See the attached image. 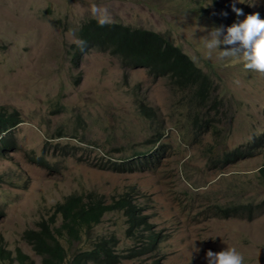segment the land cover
Masks as SVG:
<instances>
[{
    "label": "rangeland",
    "instance_id": "1",
    "mask_svg": "<svg viewBox=\"0 0 264 264\" xmlns=\"http://www.w3.org/2000/svg\"><path fill=\"white\" fill-rule=\"evenodd\" d=\"M230 3L0 0V106L20 110L24 120L16 131L18 149L0 158V245L14 254L20 248L42 264L23 234L48 218L58 202L72 193L94 192L111 200L129 192L159 233L154 249L142 253V242L125 230L123 212L113 211L84 240L67 243L70 257L114 235L116 250L129 254L118 264H205L206 250L230 244L246 264H264V208L253 217L216 214L217 204H264L259 173L264 137L253 145L264 131V73L243 68L239 56L220 57L230 45L206 47L214 26L243 18ZM92 5L106 9L109 21L158 31L182 47L212 78L216 100L202 106L201 115L215 116L219 131L211 124L196 131L193 87H181L171 74L156 77L144 68L123 67L119 57L97 48L75 64L77 32L93 18ZM236 6L264 17V0ZM223 34L221 28L219 37ZM59 126L67 138L56 137ZM159 134L164 137L156 142ZM75 136L84 148L71 154ZM152 144L166 145L155 169L114 172L90 163ZM236 149L249 150L234 163L219 161Z\"/></svg>",
    "mask_w": 264,
    "mask_h": 264
},
{
    "label": "trees",
    "instance_id": "2",
    "mask_svg": "<svg viewBox=\"0 0 264 264\" xmlns=\"http://www.w3.org/2000/svg\"><path fill=\"white\" fill-rule=\"evenodd\" d=\"M77 38L79 44L74 46L76 49L72 56L75 64L84 52L97 48L119 57L123 67L144 68L156 77L171 74L181 87H193L194 93L190 97L194 109L192 126L196 127V131L199 130L197 115L201 113L202 106H206L212 98L216 100V97L211 94V76L199 68L195 60L183 52L182 47L158 31L134 27L120 21H109L101 25L95 18L81 25ZM143 110L147 114L151 113L146 106ZM22 121L21 114L15 108L0 106V158L18 149L15 131ZM58 134L63 135V132L59 131ZM163 137V134H159L156 142ZM263 137L264 131L253 145H258ZM165 147L166 145L152 144L135 154H106L93 164L97 168L115 172L147 171L157 168L158 158L163 153L160 148ZM248 150L227 152L219 161L234 163L246 157ZM259 173L264 178V165L260 167ZM259 208H264V204L254 206L244 203L228 207L217 204L216 214L225 218L253 217ZM110 211L123 212L127 224L125 230L129 237L142 242V252L155 246L159 233L143 214V206L129 192L115 197L110 203L92 194L68 195L54 206L48 218L39 220L34 228L25 230L23 235L36 253L42 256L43 264H118L123 258L129 257V254L116 250L118 239L114 235L98 241L90 248L74 252L71 257L69 254L73 243L84 240L88 231L99 224L105 213ZM67 243L71 244L69 249ZM0 260L7 261V264H35L20 248L14 254L2 245Z\"/></svg>",
    "mask_w": 264,
    "mask_h": 264
},
{
    "label": "clouds",
    "instance_id": "3",
    "mask_svg": "<svg viewBox=\"0 0 264 264\" xmlns=\"http://www.w3.org/2000/svg\"><path fill=\"white\" fill-rule=\"evenodd\" d=\"M255 2L256 0H231L229 7L236 14L237 17H240L241 15H243V18L236 19L231 24L226 25V26L225 25L214 26L207 35L208 39H207L206 47L208 49L217 48V45L221 43L230 45L229 48L222 49V51L219 52L220 57L239 56L240 59L242 60L243 68L253 70V72L264 73V17L263 18L260 17L258 12L244 14L242 12V9L236 6L238 3H248L251 6ZM90 13L92 17L97 20V23L101 25L109 22V17L107 15L106 9L104 8L98 7L96 5H92L90 8ZM221 14L227 15V13L223 11ZM221 28H223V32H224L222 38L219 37ZM186 54L191 58V56L187 52ZM16 110L21 114V117H22L21 111L18 109ZM201 113L197 115L199 127L201 128L202 126L206 124H211L215 126L217 131H219V126L217 125L216 117L209 115V111H207V114H204L203 116L201 115ZM22 120H23V117H22ZM22 122H20L17 125L18 126L17 129L19 128ZM58 129L59 131L63 132L62 127ZM16 131H15V134H16ZM56 137H58V139L67 138L68 134L63 132V135L58 134V136ZM72 141H74V145L72 147L71 146L68 147L69 152L71 154L79 153L78 149L84 148L82 139L75 136L72 138ZM89 146L90 145L88 144L85 149H88ZM105 155L106 154H104L102 157H104ZM120 156H125V155H120ZM40 163H47V162L40 160ZM93 163L95 162H92L91 164ZM72 194H84V195L92 194L96 197H101V199H103L107 203H110L115 199L114 197L111 200H107L104 196L97 195L94 192L72 193ZM110 212H107V213H110ZM107 213H105V215ZM154 247L152 249H149L143 252L141 251V252L146 253V252L152 251ZM205 264H246V259L244 255L239 252L238 249L233 248L232 245L230 244V247L222 248L219 251L214 252L211 249L206 250Z\"/></svg>",
    "mask_w": 264,
    "mask_h": 264
}]
</instances>
